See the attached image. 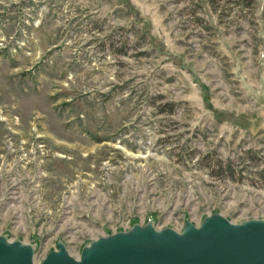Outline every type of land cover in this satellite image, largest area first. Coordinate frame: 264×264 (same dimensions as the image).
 <instances>
[{
    "label": "rangeland",
    "instance_id": "obj_1",
    "mask_svg": "<svg viewBox=\"0 0 264 264\" xmlns=\"http://www.w3.org/2000/svg\"><path fill=\"white\" fill-rule=\"evenodd\" d=\"M215 213L264 219V0H0V236Z\"/></svg>",
    "mask_w": 264,
    "mask_h": 264
},
{
    "label": "water",
    "instance_id": "obj_2",
    "mask_svg": "<svg viewBox=\"0 0 264 264\" xmlns=\"http://www.w3.org/2000/svg\"><path fill=\"white\" fill-rule=\"evenodd\" d=\"M37 248L0 236V264H35ZM41 264H264V219L234 223L222 214L182 231L158 229L154 221L101 237L73 257L59 241Z\"/></svg>",
    "mask_w": 264,
    "mask_h": 264
},
{
    "label": "built area",
    "instance_id": "obj_3",
    "mask_svg": "<svg viewBox=\"0 0 264 264\" xmlns=\"http://www.w3.org/2000/svg\"><path fill=\"white\" fill-rule=\"evenodd\" d=\"M211 215V214H210Z\"/></svg>",
    "mask_w": 264,
    "mask_h": 264
}]
</instances>
